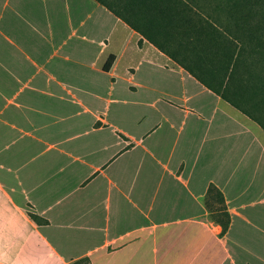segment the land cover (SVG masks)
<instances>
[{"label":"crops","instance_id":"0c3cea01","mask_svg":"<svg viewBox=\"0 0 264 264\" xmlns=\"http://www.w3.org/2000/svg\"><path fill=\"white\" fill-rule=\"evenodd\" d=\"M82 259L264 264V131L96 0H0V264Z\"/></svg>","mask_w":264,"mask_h":264},{"label":"trees","instance_id":"16d2710c","mask_svg":"<svg viewBox=\"0 0 264 264\" xmlns=\"http://www.w3.org/2000/svg\"><path fill=\"white\" fill-rule=\"evenodd\" d=\"M96 1L264 131V0H229L231 30L206 16L199 0ZM210 192L221 205L225 233L230 217L223 195L215 188Z\"/></svg>","mask_w":264,"mask_h":264},{"label":"rangeland","instance_id":"374dc122","mask_svg":"<svg viewBox=\"0 0 264 264\" xmlns=\"http://www.w3.org/2000/svg\"><path fill=\"white\" fill-rule=\"evenodd\" d=\"M200 6L203 8V13L206 16H212L218 19L223 25L224 29L231 30L234 25V20L229 18L228 13V1L229 0H199ZM223 9V10H221ZM230 26V27H226Z\"/></svg>","mask_w":264,"mask_h":264}]
</instances>
